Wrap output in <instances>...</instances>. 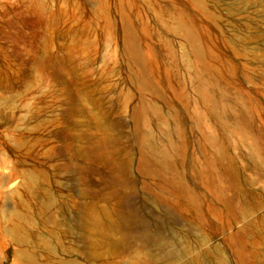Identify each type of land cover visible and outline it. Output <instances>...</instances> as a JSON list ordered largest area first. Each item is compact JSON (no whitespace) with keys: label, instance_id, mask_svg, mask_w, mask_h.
<instances>
[{"label":"rangeland","instance_id":"rangeland-1","mask_svg":"<svg viewBox=\"0 0 264 264\" xmlns=\"http://www.w3.org/2000/svg\"><path fill=\"white\" fill-rule=\"evenodd\" d=\"M32 3L0 0V264H22L8 229L28 168L66 203L88 189L93 225L126 196L160 255L189 250L175 264H264V0H103L104 17L47 0L53 29Z\"/></svg>","mask_w":264,"mask_h":264},{"label":"bare ground","instance_id":"bare-ground-1","mask_svg":"<svg viewBox=\"0 0 264 264\" xmlns=\"http://www.w3.org/2000/svg\"><path fill=\"white\" fill-rule=\"evenodd\" d=\"M58 1H66L68 5H72L75 0ZM92 1H98L97 15L104 17L106 9L103 0ZM30 11L38 15L42 26H52L50 29L57 26L58 21L49 9L47 0H33ZM95 22L99 24L98 17H95ZM186 27L185 21L178 19L169 24L164 23L162 31L175 34ZM166 42L171 49V43ZM183 42L186 43L187 39ZM190 60H185L186 67L190 65ZM73 145L76 164L83 163L84 173H87L89 168L86 153L76 137ZM78 172V169H73L74 177H77ZM20 177V184L12 192L14 217L8 232L18 245L17 253L22 264H74L73 257L85 259L90 264H106L102 260L104 254L113 257L128 252L132 253L131 256L121 264H148L144 261L145 254L153 259L163 258L165 264H175L189 251L174 250L164 257L160 255L163 253L162 246L153 238L157 234L156 228L146 218H137L125 204L126 196L115 194V203L105 215L106 218L93 225L95 221L92 222L91 219V194L88 189L79 192L80 199L77 203L70 204L69 201H64L62 191L49 190L51 184L46 180L45 173L28 168L21 170ZM144 194L140 192V196L143 197ZM183 225L190 229L188 224ZM32 226L36 227L37 235L31 231ZM174 235L172 232V238ZM213 252L215 247L209 248L205 254ZM39 256L42 258L40 261ZM196 263L197 259H191L180 264Z\"/></svg>","mask_w":264,"mask_h":264}]
</instances>
